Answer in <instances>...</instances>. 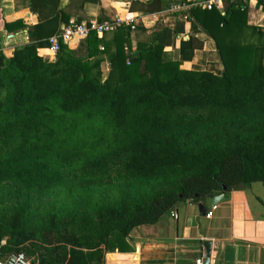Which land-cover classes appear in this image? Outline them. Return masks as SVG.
<instances>
[{
	"label": "trees",
	"instance_id": "1",
	"mask_svg": "<svg viewBox=\"0 0 264 264\" xmlns=\"http://www.w3.org/2000/svg\"><path fill=\"white\" fill-rule=\"evenodd\" d=\"M176 4L214 40L221 74L167 51L178 28L147 34L137 20L62 43L54 62L34 42L0 53V257L105 264L178 203L264 184V26L244 0L162 9ZM202 44L188 33L181 59Z\"/></svg>",
	"mask_w": 264,
	"mask_h": 264
},
{
	"label": "crops",
	"instance_id": "2",
	"mask_svg": "<svg viewBox=\"0 0 264 264\" xmlns=\"http://www.w3.org/2000/svg\"><path fill=\"white\" fill-rule=\"evenodd\" d=\"M148 1L0 0V53L11 57L17 47L34 42L39 44V54L54 62L57 56L48 50L46 40L58 32L62 23L79 16L109 19L117 14L130 15L147 34L164 27L178 28L167 51L180 59L182 67L222 73L223 62L214 40L195 18L187 19L188 4L162 9V5L170 0H155L154 11H147L145 4ZM257 3L258 0L248 3V22L264 26V11ZM178 5L180 8L174 9ZM5 22L10 23V29L4 28ZM190 32L203 44L195 49L192 59L182 60L179 48L183 37ZM79 41L69 46L74 48ZM133 45L136 47L135 39ZM111 67L113 62H103L104 79ZM200 202H180L157 223L135 228L128 242L137 248L131 244V251H110L106 254L105 264H193L197 257L206 255L205 241L213 243L211 262L214 264H264V198L253 196L247 186L232 189L218 203L211 218L200 212Z\"/></svg>",
	"mask_w": 264,
	"mask_h": 264
},
{
	"label": "built area",
	"instance_id": "3",
	"mask_svg": "<svg viewBox=\"0 0 264 264\" xmlns=\"http://www.w3.org/2000/svg\"><path fill=\"white\" fill-rule=\"evenodd\" d=\"M142 1V0H134ZM236 1V0H230ZM245 2H251L253 0H244ZM195 5L203 6L207 9H212L216 7L220 10L224 9V0H201L194 3ZM185 6V4H183ZM188 5V9H189ZM180 6L174 7V9H179ZM135 18L130 15L121 16L115 15L110 19H98L92 18L89 20H78L72 19L67 22L62 23L58 32L52 34L47 38L48 50L55 56H57L61 50V45L70 44L77 40H81L92 33H96L98 36L102 37L107 33H112L119 27L132 26L134 27ZM218 208L215 205L207 210L206 217L211 218L214 215V211ZM177 216V215H176ZM5 243V241L3 242ZM206 255H201L196 258L193 264H205ZM0 264H33L31 259L27 257L24 252H12L0 257ZM210 264H214L211 262Z\"/></svg>",
	"mask_w": 264,
	"mask_h": 264
},
{
	"label": "water",
	"instance_id": "4",
	"mask_svg": "<svg viewBox=\"0 0 264 264\" xmlns=\"http://www.w3.org/2000/svg\"><path fill=\"white\" fill-rule=\"evenodd\" d=\"M225 190H226V188H225ZM224 198H225V191L222 192L221 194L207 197L205 202H200L198 205L200 212L203 215H206L208 207H213L215 205H218V203ZM131 244L135 249L137 248L136 245L133 244L132 242H131ZM204 247L206 250V262H205V264H210L211 263V254H212L211 252H212L213 243L211 241H205ZM37 264H39V263H37Z\"/></svg>",
	"mask_w": 264,
	"mask_h": 264
},
{
	"label": "rangeland",
	"instance_id": "5",
	"mask_svg": "<svg viewBox=\"0 0 264 264\" xmlns=\"http://www.w3.org/2000/svg\"><path fill=\"white\" fill-rule=\"evenodd\" d=\"M251 191V194L261 196L264 198V184L262 182H254L247 186Z\"/></svg>",
	"mask_w": 264,
	"mask_h": 264
}]
</instances>
